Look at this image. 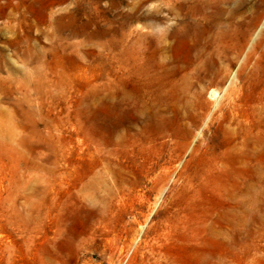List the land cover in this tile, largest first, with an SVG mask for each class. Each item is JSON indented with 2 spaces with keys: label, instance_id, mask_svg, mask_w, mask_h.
Returning a JSON list of instances; mask_svg holds the SVG:
<instances>
[{
  "label": "bare ground",
  "instance_id": "1",
  "mask_svg": "<svg viewBox=\"0 0 264 264\" xmlns=\"http://www.w3.org/2000/svg\"><path fill=\"white\" fill-rule=\"evenodd\" d=\"M99 3H86L88 20L72 32L91 43L110 39L104 54H85L101 60L103 74L84 123L72 131L74 142L60 138L51 209L44 187L46 254L61 259L58 246L77 240L100 249L125 197L140 188L161 187V194L172 181L161 220L134 260L243 263L249 228L264 222V0H139L118 27L92 29L97 23L89 14ZM105 189L114 196L103 211L96 202ZM146 229L140 227L133 246ZM119 240L116 234L103 249ZM12 262L10 256L0 264Z\"/></svg>",
  "mask_w": 264,
  "mask_h": 264
},
{
  "label": "rangeland",
  "instance_id": "2",
  "mask_svg": "<svg viewBox=\"0 0 264 264\" xmlns=\"http://www.w3.org/2000/svg\"><path fill=\"white\" fill-rule=\"evenodd\" d=\"M95 1H100L101 8L89 14L97 23H91L92 29L118 27L126 12L134 14L139 2L125 0L127 8L124 0H0V262L11 256V264H140L134 255L148 240V229L160 222L158 213L167 204L172 181L161 194V187L140 188L139 193L125 197L111 215V234L103 239L111 241L119 234L117 246L103 249L110 244L102 242L96 249L77 240L71 246H58L61 259L45 252L41 233L44 187L51 209L58 184L60 138L63 136L67 145L74 142L72 131L78 120L84 123L82 117L91 109L92 86L100 83L103 74L101 60L93 61V56L85 54H104V43L110 39L91 43L86 35L72 33L81 19L88 20L81 9ZM111 2L121 4L111 8ZM129 28L134 29L135 23ZM120 32L112 35L116 44ZM75 56L80 59L73 61ZM96 98L101 99L100 92ZM96 104L100 108V101ZM113 196L114 191L105 189L97 207L106 210ZM207 206L216 207L211 203ZM143 225L147 229L139 244L133 246ZM242 249L246 254L240 264H260L264 260V222L251 225Z\"/></svg>",
  "mask_w": 264,
  "mask_h": 264
}]
</instances>
